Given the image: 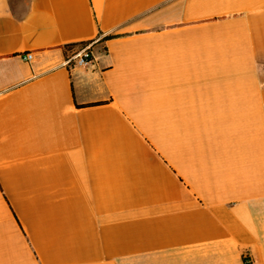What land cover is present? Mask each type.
I'll return each instance as SVG.
<instances>
[{
  "label": "crops",
  "instance_id": "obj_1",
  "mask_svg": "<svg viewBox=\"0 0 264 264\" xmlns=\"http://www.w3.org/2000/svg\"><path fill=\"white\" fill-rule=\"evenodd\" d=\"M246 254L264 264V0H0V264Z\"/></svg>",
  "mask_w": 264,
  "mask_h": 264
},
{
  "label": "built area",
  "instance_id": "obj_2",
  "mask_svg": "<svg viewBox=\"0 0 264 264\" xmlns=\"http://www.w3.org/2000/svg\"><path fill=\"white\" fill-rule=\"evenodd\" d=\"M92 43L83 47H74L66 49L67 52V64L74 66H83L92 62L93 57L91 53ZM22 59L26 62H30L33 59V53L29 52L22 56ZM244 264H254L253 259L249 255H244Z\"/></svg>",
  "mask_w": 264,
  "mask_h": 264
},
{
  "label": "trees",
  "instance_id": "obj_3",
  "mask_svg": "<svg viewBox=\"0 0 264 264\" xmlns=\"http://www.w3.org/2000/svg\"><path fill=\"white\" fill-rule=\"evenodd\" d=\"M112 37L113 36H108L107 38H112ZM87 44H88V42H86V43H79V44H73V45L67 46L66 49H68V48H74V47H83V46H85Z\"/></svg>",
  "mask_w": 264,
  "mask_h": 264
}]
</instances>
